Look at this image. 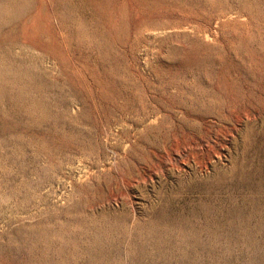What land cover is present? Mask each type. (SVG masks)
I'll return each mask as SVG.
<instances>
[{
	"label": "rangeland",
	"instance_id": "1",
	"mask_svg": "<svg viewBox=\"0 0 264 264\" xmlns=\"http://www.w3.org/2000/svg\"><path fill=\"white\" fill-rule=\"evenodd\" d=\"M0 264H264V0H0Z\"/></svg>",
	"mask_w": 264,
	"mask_h": 264
}]
</instances>
